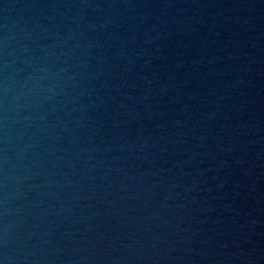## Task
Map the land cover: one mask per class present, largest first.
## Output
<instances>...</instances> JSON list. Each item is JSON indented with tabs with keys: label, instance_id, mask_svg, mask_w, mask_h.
I'll list each match as a JSON object with an SVG mask.
<instances>
[{
	"label": "water",
	"instance_id": "obj_1",
	"mask_svg": "<svg viewBox=\"0 0 264 264\" xmlns=\"http://www.w3.org/2000/svg\"><path fill=\"white\" fill-rule=\"evenodd\" d=\"M0 264H264V0H0Z\"/></svg>",
	"mask_w": 264,
	"mask_h": 264
}]
</instances>
